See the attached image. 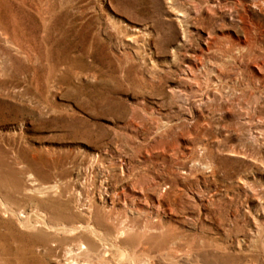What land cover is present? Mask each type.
<instances>
[{
  "label": "rangeland",
  "instance_id": "obj_1",
  "mask_svg": "<svg viewBox=\"0 0 264 264\" xmlns=\"http://www.w3.org/2000/svg\"><path fill=\"white\" fill-rule=\"evenodd\" d=\"M0 264H264V0H0Z\"/></svg>",
  "mask_w": 264,
  "mask_h": 264
}]
</instances>
